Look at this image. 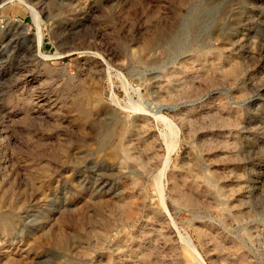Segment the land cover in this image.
Returning <instances> with one entry per match:
<instances>
[{
	"label": "rangeland",
	"instance_id": "374dc122",
	"mask_svg": "<svg viewBox=\"0 0 264 264\" xmlns=\"http://www.w3.org/2000/svg\"><path fill=\"white\" fill-rule=\"evenodd\" d=\"M0 197V264H264V0H0Z\"/></svg>",
	"mask_w": 264,
	"mask_h": 264
},
{
	"label": "bare ground",
	"instance_id": "6f19581e",
	"mask_svg": "<svg viewBox=\"0 0 264 264\" xmlns=\"http://www.w3.org/2000/svg\"><path fill=\"white\" fill-rule=\"evenodd\" d=\"M203 20V19H202ZM162 29V28H161ZM165 31V30H164ZM157 32V31H156ZM164 34L165 33H163V30H160L159 32H158V35H157V37H155V38H153L152 40H151V42H149L146 46H145V48H149V47H152V46H154V45H162V42H163V37H164ZM166 40V39H165ZM235 70V69H234ZM236 70H238V69H236ZM233 73V72H232ZM238 73V72H237ZM234 74V73H233ZM235 74H236V72H235ZM82 110V109H81ZM84 112V111H83ZM87 112H85V113H83V117L84 118H87L88 116H87V114H86ZM81 117H82V115H81ZM107 140V139H106ZM108 141V140H107ZM3 199H5V197L3 198ZM3 199H2V197H0V222L1 223H7L8 224V221H9V219H8V217L6 218L5 217V215L4 214H2V211L4 210L3 209V207H2V204H3ZM18 206V205H17ZM18 209V208H17ZM7 216V215H6Z\"/></svg>",
	"mask_w": 264,
	"mask_h": 264
}]
</instances>
